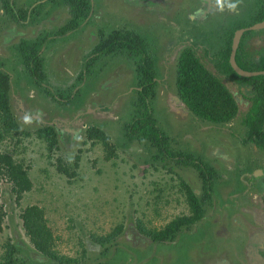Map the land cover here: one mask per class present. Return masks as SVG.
<instances>
[{
  "label": "rangeland",
  "instance_id": "1",
  "mask_svg": "<svg viewBox=\"0 0 264 264\" xmlns=\"http://www.w3.org/2000/svg\"><path fill=\"white\" fill-rule=\"evenodd\" d=\"M173 1L177 11L165 16L121 0H91V21L106 33L121 27L132 29L147 43L156 69L155 97L150 105L158 127L169 137L173 151L191 154L210 164L217 173L212 181L213 198L203 205L202 220L191 225L188 231L180 232L172 242L133 245L128 233L130 227L141 233L136 227L137 221L147 229H160L174 217L189 215L191 210L181 190V181L200 196V178L189 164L168 155L156 159L157 150L151 145L125 137L123 123L136 113L138 57L126 53L102 55L85 71L84 62L92 52V46L85 39L89 33L61 36L58 32L53 39L57 43L43 50L49 73L47 85L58 100L25 76L15 50L12 55L13 51L9 50V58L0 60V65L12 74L10 84L15 93L25 83L29 90H34L30 92L33 98L43 101L41 113L47 120L55 117L62 120L61 124L81 128L72 140L67 134L59 135L54 128L59 149L50 153L46 143L34 134L43 125L24 120L18 102H14L19 129L3 139L1 150L25 167L32 187L17 202L11 183L4 178L0 181V202L5 211L0 259L3 245L9 240L17 249V264H60L35 252L24 232L20 214L23 208L35 204L44 210L59 254L80 256L82 246L86 249V257L79 264H206L208 250L213 245H218L219 250L225 249L230 264H247L243 243H239L243 229L229 220L227 235L218 238L216 231L222 218L227 221L223 211L232 213L230 196L238 197L236 194L243 187L239 173L261 174L264 155L260 151L257 155H248L250 150L246 152L240 146L239 140L246 135V128L241 124L239 110L229 123L216 125L197 120L183 103L173 98L172 95H177L175 81L180 51L217 27L214 9H208L209 18L200 19L190 10L198 0ZM257 1L246 0V8L253 11ZM29 4L30 1L26 3ZM40 6L44 16L39 19L37 40L50 42L52 32L67 22L69 6L62 1ZM50 16L55 19L48 21ZM239 19L249 22L248 15ZM251 31L263 34L264 28ZM69 38L73 39L62 47L61 42ZM228 84L231 90H236L232 83ZM92 126L110 137L115 148L110 159H105L100 143L86 138L85 131ZM78 153L77 174L69 179L57 170L58 158L69 162ZM117 224H122L124 231L116 242L105 245L95 242V236L110 232Z\"/></svg>",
  "mask_w": 264,
  "mask_h": 264
},
{
  "label": "trees",
  "instance_id": "2",
  "mask_svg": "<svg viewBox=\"0 0 264 264\" xmlns=\"http://www.w3.org/2000/svg\"><path fill=\"white\" fill-rule=\"evenodd\" d=\"M59 1L69 6L70 13V19L63 27V32L76 28L79 22L88 16L89 0H52V2ZM257 4L260 16L256 20H262L264 18V0H258ZM22 15L25 16V13ZM232 36L231 32L223 48L219 51L216 69L220 75L209 69L206 63L195 54L191 46H186L180 51L175 81L177 94L197 119L214 124H225L233 120L238 112V102L228 83L251 87L246 91L247 95H244L245 99L249 100V106L240 120L246 128L243 142L254 143L264 153V75L243 77L232 69L229 64ZM19 50L24 56L25 66L36 75L35 82L40 85L46 77L40 55L30 44L22 43ZM124 53L138 57L135 72L138 81L137 87H139L135 90L138 94L136 113L131 120L123 123L125 137L130 141H144L151 145L157 150L156 159L168 155L177 159L178 162L189 164L196 170L201 182V195L197 196L185 181H181L183 186L181 190L191 210L189 215L174 217L160 229H147L140 221L136 222L137 229L154 242L167 243L172 241L179 231L188 229L202 217L204 214L203 205L210 203L213 198L212 181L217 173L210 164L201 159L192 157L191 154L186 155L180 151H173L169 137L158 127L150 105L151 100L155 97V63L153 56L148 51L147 43L138 33L126 27L115 28L108 33H103L100 43L92 49V55L84 62V70L89 71L94 62L102 55ZM239 56L240 54L236 56L237 60ZM259 62L260 65L254 64V67L264 69V57ZM238 63L246 68L242 62ZM82 74L79 79L82 78ZM18 129L19 125L14 118L10 104L9 75L0 71V181L4 178L11 183V190L17 202L25 191L31 189L32 182L25 167L15 162L10 154L1 150V143L7 135L17 132ZM34 134L46 143L48 152L53 153L59 149L57 132L53 127L42 126L37 128ZM85 136L103 146L105 159L108 160L115 154L110 137L100 128L94 126L87 128ZM79 158V153L74 155V159L69 162L58 158L57 170L69 179L76 176ZM4 218L5 211L0 202V232L3 230ZM20 218L24 232L29 238L32 248L38 254L60 264H79L86 257V249L83 246L80 256L68 257L56 251L54 237L47 225L42 207L35 204L29 205L23 208ZM123 231L124 226L117 224L110 232L95 236L94 240L100 245L111 244L122 236ZM3 247L4 252L0 264H17L16 247L9 240L4 243ZM24 262L26 261L24 260Z\"/></svg>",
  "mask_w": 264,
  "mask_h": 264
},
{
  "label": "flooded vegetation",
  "instance_id": "3",
  "mask_svg": "<svg viewBox=\"0 0 264 264\" xmlns=\"http://www.w3.org/2000/svg\"><path fill=\"white\" fill-rule=\"evenodd\" d=\"M29 1L30 4L27 6L26 3ZM121 1H124L129 4L130 3L134 4V6L138 8H143L146 10H152L158 13H163L165 16L166 15L169 16V14H173V12L174 11L176 12L177 11L176 9H178L176 8V4L174 3L173 0H121ZM89 2H90V11L88 13V16L85 19L81 20L76 28L69 29L64 32L62 31L63 27L70 19V13H69L67 15V22L63 26L58 27L59 28L58 30L57 29L54 30V32H52L51 34L50 42H47L44 40L43 41L37 40V34H38L37 32L41 24V21H39V19H41L42 16H44L43 8H41L40 5H42L43 3H50L55 5L57 4V2H52V0H0V60L2 58H9L7 56V52L9 50L13 51L11 52V55L15 52L18 53L19 59L21 60V63L24 67L25 76L27 75L29 79H32L35 86L38 87L43 92L47 93L48 96L50 95L53 99L58 100L56 95L52 92L53 89L52 88L49 89L47 85L49 80V73L46 70V59H44L43 57V50L45 46L47 47L48 45L51 44L54 45L56 41H53V39L54 37L57 38L58 32L61 36H63L66 34H80V33L86 34L85 31H87L89 34L88 35L86 34L85 39L87 43L92 46V49L95 48V46L98 45V43H100L102 34L103 33L105 34L107 31H104L101 27L96 26L91 21L93 4L91 3V0H89ZM246 3H247L246 0H198L196 1L194 8L190 9L194 13H196V16L199 17L200 19L209 18L208 9H214L215 11L214 19L216 20L215 25L217 27L211 28L209 31H207V35L205 37H199L200 41L198 40L196 43H188L186 45L191 46L195 54L200 58V60L205 62L209 69H211L213 72H217L219 75L220 73L216 69V65L218 62L217 58L219 56V51L223 48L225 41L229 37L230 33L232 32L234 36V33L238 29L247 28L261 21V20H256V18L260 16L259 5L256 3V8L253 11H250V9L246 8ZM232 8L233 11L231 10ZM181 11L182 10L180 9V12ZM23 13H25V16L22 15ZM246 15H248L249 17V22L248 21L245 22L242 21L243 19H239L241 16H246ZM97 16L99 15H96V17ZM52 19L53 20L55 19L54 16H50L48 21H53ZM30 25L31 28H28ZM260 29H254V30H260ZM215 34H216V39H213ZM73 38H69L65 42L62 41L61 43L63 45L61 46L66 47L67 44L70 42V39ZM258 41H260L261 44L258 43ZM22 43L30 44L33 47V49H35V51H37L38 54L40 55L43 64L45 61L44 64L45 66H43V69L46 77H45V81L44 80L41 81L40 85L36 84L35 82L36 75L33 72H30L29 69L24 64L25 62L24 56L19 50V46ZM239 54L240 56L238 60L243 63L242 65L244 66L246 65V68H243L241 64L238 63L239 61L236 59V56ZM91 55L92 54L90 53L88 58ZM263 57H264V33L253 34L251 30H245L241 35L239 46L235 54L236 62L238 61L237 64L243 69H247V70H250L251 68H252L251 70L253 71L264 70V69H256L254 67L255 66L254 64L260 65L259 61ZM248 64L251 65L249 66ZM0 71L7 73L9 75V81L11 82L12 74L9 73V71L5 69L3 65H0ZM154 80L156 81V77L154 78ZM232 84L233 87L236 88V90H234L235 93H233V96L238 102L237 104L238 110L240 111V113L242 112L243 114L246 112L249 106V100L245 99L244 95H247L246 91L250 90L251 87L242 84L240 85L235 83ZM229 88L231 89L232 87L229 86ZM32 91L34 90H29L28 85L24 83L23 85L21 84L19 85L17 93H15L12 84H10V104L14 118L17 122L18 120L16 117L17 116L16 108H14L15 107L14 102L16 103V101L18 102L19 112L22 111L24 120L35 121L43 126H51L55 128V130L58 132L59 135L67 134L70 140H72L74 137H76L79 134L80 131L78 133L74 132V130L75 129L77 130V127L79 126L74 127L71 125H67L68 123L61 124L63 123L62 120H59L58 118L55 117H53L52 120H47L46 118L47 116L41 113V107H43V101H40L39 99L38 100L34 99L33 95L30 94V92ZM19 93H21L23 96L19 97ZM236 97L237 98L239 97V100ZM180 113L183 114L182 112ZM60 124L63 126H60ZM216 125H222V124H216ZM72 128L73 131H69ZM243 139L244 138H240L239 144L244 149V151L248 152V149L250 150V154L248 155H257L258 151L262 152L254 143L251 142L245 143L243 142ZM244 172L245 171H242L241 174L239 173V176L242 177L243 187L240 193L236 194L238 197L232 194L229 199L231 205H229L228 203L226 204L229 205V207H231L232 213L230 215L227 209L223 211L227 221L224 218L220 220L219 222L220 228L216 231V236L218 238H222L223 236L227 235L228 221L234 220L235 225L243 229L244 232V235H241V237L239 238V243L240 241L243 243V251L247 264H264V171L261 172V174H255L252 173V171H248L245 173ZM202 218L203 217H201L198 220V222L202 220ZM196 223L197 222L193 223L192 225H195ZM188 230L189 229H182L181 231L178 232V234L182 231H188ZM135 231L146 239L144 243L135 244L134 237L131 235V232H129L128 234L131 237V240L133 241V245L135 246L144 245L146 242L147 243L152 242L154 244H163V243L154 242L150 237H147L142 232L139 233L136 229ZM177 235H175V237ZM172 241H168V242H172ZM224 250H225L224 248L223 249L221 248V250H219L218 245L211 246L208 250L210 254L206 259V264H230L228 258H226V251Z\"/></svg>",
  "mask_w": 264,
  "mask_h": 264
},
{
  "label": "water",
  "instance_id": "4",
  "mask_svg": "<svg viewBox=\"0 0 264 264\" xmlns=\"http://www.w3.org/2000/svg\"><path fill=\"white\" fill-rule=\"evenodd\" d=\"M263 27H264V19L253 24L252 26L247 27V28L238 29L234 33V36H233L232 42H231V50H230V54H229V64L231 65L232 69L240 76L250 77V76H256V75H264V70L253 71V70L243 69L242 67H240L237 64L236 59H235L236 50L239 46V42H240V38H241L242 33L245 30H254V29H260ZM172 96L175 99V101H177L179 103L181 102L184 104V102L177 95L176 96L172 95ZM69 131H73V128ZM79 131H81L80 127H77V130L76 129L74 130L75 133H78ZM129 232H131V235L134 237V243L135 244H141V243H144L146 241V239L143 238L141 235H139L135 231L134 228L130 227Z\"/></svg>",
  "mask_w": 264,
  "mask_h": 264
},
{
  "label": "crops",
  "instance_id": "5",
  "mask_svg": "<svg viewBox=\"0 0 264 264\" xmlns=\"http://www.w3.org/2000/svg\"><path fill=\"white\" fill-rule=\"evenodd\" d=\"M258 43H260V41H258ZM232 91V93H235L233 90H231ZM237 98V97H236ZM238 100H239V97L237 98ZM254 169V168H253ZM247 177V176H246ZM244 178H245V176H244ZM246 179H248V178H246Z\"/></svg>",
  "mask_w": 264,
  "mask_h": 264
}]
</instances>
